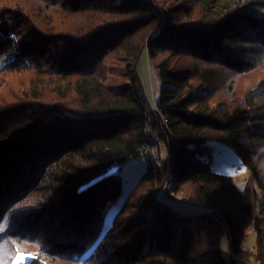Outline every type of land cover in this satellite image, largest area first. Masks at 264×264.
<instances>
[{
  "label": "trees",
  "instance_id": "obj_1",
  "mask_svg": "<svg viewBox=\"0 0 264 264\" xmlns=\"http://www.w3.org/2000/svg\"><path fill=\"white\" fill-rule=\"evenodd\" d=\"M143 52L170 85L153 108ZM139 154L120 200L112 169ZM261 197L264 0H0V264H264Z\"/></svg>",
  "mask_w": 264,
  "mask_h": 264
},
{
  "label": "rangeland",
  "instance_id": "obj_2",
  "mask_svg": "<svg viewBox=\"0 0 264 264\" xmlns=\"http://www.w3.org/2000/svg\"><path fill=\"white\" fill-rule=\"evenodd\" d=\"M155 62L151 61L145 52L142 53L140 60L136 66V74L142 84L144 94L148 100V103L153 108L159 97V93L162 88L170 87L169 84H163L157 76L155 68ZM211 170L214 173L226 175L232 178L234 184L242 189L248 178L249 172L243 168L240 162L234 157L230 149L225 146L214 144V154L212 157ZM147 164V157L143 154H139L136 157L126 161L118 169H112L113 173H117L121 180V196L123 199L127 193L132 189L133 185L143 173ZM172 195V194H171ZM172 209L177 211L182 217H194L202 213V210L188 205L181 204L179 202H168ZM259 208L261 217L264 219V198L259 199ZM119 202L111 209L105 219V226L110 224L112 217L114 216ZM255 235L252 227H249L246 231L242 248L246 251H252L254 247ZM222 254L225 259L228 258L227 242L224 240L221 245ZM29 256V255H25ZM29 259L23 260L22 264H28ZM239 264H256L254 261L240 262Z\"/></svg>",
  "mask_w": 264,
  "mask_h": 264
},
{
  "label": "snow or ice",
  "instance_id": "obj_3",
  "mask_svg": "<svg viewBox=\"0 0 264 264\" xmlns=\"http://www.w3.org/2000/svg\"><path fill=\"white\" fill-rule=\"evenodd\" d=\"M29 258H34V257H31V254H29V256H25L23 253L17 252L15 260L12 262V264H22L23 260Z\"/></svg>",
  "mask_w": 264,
  "mask_h": 264
},
{
  "label": "built area",
  "instance_id": "obj_4",
  "mask_svg": "<svg viewBox=\"0 0 264 264\" xmlns=\"http://www.w3.org/2000/svg\"><path fill=\"white\" fill-rule=\"evenodd\" d=\"M140 151H142L143 153H145V152H146V148H142V149H140ZM168 189H171V186H169ZM157 197H158L159 199H165V188H163V189L157 194Z\"/></svg>",
  "mask_w": 264,
  "mask_h": 264
}]
</instances>
